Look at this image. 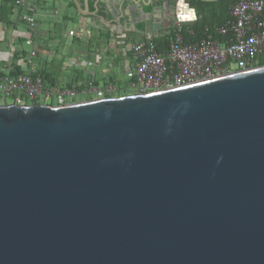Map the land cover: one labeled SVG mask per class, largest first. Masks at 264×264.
Returning <instances> with one entry per match:
<instances>
[{
	"label": "water",
	"instance_id": "water-1",
	"mask_svg": "<svg viewBox=\"0 0 264 264\" xmlns=\"http://www.w3.org/2000/svg\"><path fill=\"white\" fill-rule=\"evenodd\" d=\"M113 3L145 32L159 11L196 18L189 0ZM0 264H264V65L0 105Z\"/></svg>",
	"mask_w": 264,
	"mask_h": 264
},
{
	"label": "crops",
	"instance_id": "crops-1",
	"mask_svg": "<svg viewBox=\"0 0 264 264\" xmlns=\"http://www.w3.org/2000/svg\"><path fill=\"white\" fill-rule=\"evenodd\" d=\"M70 1L31 0L37 30L33 43L27 45L24 40L29 32L20 9L10 0H0V71L6 72L15 64L26 69L27 51L35 49L36 75L44 80V86H74L78 91L75 96L83 95L84 99L97 98L94 88L104 89L110 84L115 86L111 93H118V96L138 93L127 75L134 67L132 43L146 34L154 38L168 36L169 41L177 20L168 12L159 11L152 16L149 31L145 32L141 16L137 15L134 23L123 19L116 5L112 6L113 0H87L89 11L94 12L87 16L79 14ZM80 1L84 5V0ZM189 4L191 6V0ZM197 18L196 11V18L184 23ZM71 19L75 20L76 28H67ZM7 100H3V104L13 103L11 98Z\"/></svg>",
	"mask_w": 264,
	"mask_h": 264
},
{
	"label": "built area",
	"instance_id": "built-area-1",
	"mask_svg": "<svg viewBox=\"0 0 264 264\" xmlns=\"http://www.w3.org/2000/svg\"><path fill=\"white\" fill-rule=\"evenodd\" d=\"M10 2L21 11L29 32L25 43L31 45L37 30L35 8L28 0ZM183 23L175 21L166 49H160L151 34L132 43L134 67L127 75L138 92L187 85L205 77L264 65V0H236L229 8V18L213 29L206 27L205 35L195 41L185 42ZM35 55V49L27 51L26 72L13 75L9 68L0 73V105H5L6 98L19 105H30L40 98L49 104L52 97H56L57 105H64L67 97L76 95L74 86H44L36 75ZM114 87L110 84L104 89L94 88L97 98L106 97Z\"/></svg>",
	"mask_w": 264,
	"mask_h": 264
},
{
	"label": "trees",
	"instance_id": "trees-1",
	"mask_svg": "<svg viewBox=\"0 0 264 264\" xmlns=\"http://www.w3.org/2000/svg\"><path fill=\"white\" fill-rule=\"evenodd\" d=\"M235 1L236 0H191V6L196 9L198 18L191 23L183 24L185 42L198 40L205 35L206 27L213 29L215 25L223 23L227 18H229V8ZM69 4L74 5L73 1H70ZM167 37L168 36L155 38V41L160 49H164L168 46L169 41ZM262 63L263 62L260 64ZM26 71L27 70L23 68L21 64H15L11 69V74L16 75ZM39 102V100H35L31 103L38 104Z\"/></svg>",
	"mask_w": 264,
	"mask_h": 264
},
{
	"label": "rangeland",
	"instance_id": "rangeland-1",
	"mask_svg": "<svg viewBox=\"0 0 264 264\" xmlns=\"http://www.w3.org/2000/svg\"><path fill=\"white\" fill-rule=\"evenodd\" d=\"M29 2H31V0H28ZM50 12H51V10H50ZM44 23V22H43ZM69 27H77V25L75 24V20H69L68 22H67V28H69ZM112 94H113V97H117L118 96V93L116 94L115 92H113V93H110L109 95H111L112 96ZM111 96H108V97H111ZM86 97V96H85ZM107 97V96H106ZM88 99V98H87ZM81 100H85L84 98H83V95H78V96H75V97H67V102L69 101V103L70 102H76V101H81ZM9 101H11L10 100V98H8V100H7V102H9ZM40 102L39 103H44L45 101L43 100V98H40V100H39ZM47 103H49L50 105H57V100H56V97H52L51 99H49L48 101H47Z\"/></svg>",
	"mask_w": 264,
	"mask_h": 264
}]
</instances>
